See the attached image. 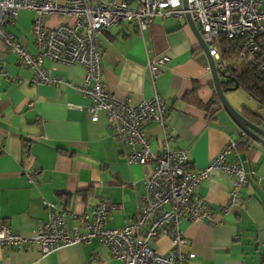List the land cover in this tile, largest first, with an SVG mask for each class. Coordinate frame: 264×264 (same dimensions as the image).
<instances>
[{"label":"crops","instance_id":"obj_1","mask_svg":"<svg viewBox=\"0 0 264 264\" xmlns=\"http://www.w3.org/2000/svg\"><path fill=\"white\" fill-rule=\"evenodd\" d=\"M34 16L33 11L21 10L8 26L32 53L37 51L30 31ZM45 17L48 26L67 20L55 14ZM100 41L107 89L130 105L154 93L164 98L168 108L166 125L173 136L169 145L187 150L193 169L204 168L229 139L238 141L236 155L228 154L227 160L238 157L248 174L247 184L238 193L237 205L223 213L230 177L214 170L201 182L195 194L205 198L215 222L182 219L180 228L187 240L183 250L194 254L189 264H264V146L250 138L249 143L239 140L242 131L220 101L217 111L216 105L210 112L204 108L218 96L212 74L206 69L207 56L189 19L157 17L143 32L133 24L121 23L103 32ZM162 54L169 61L152 80L146 60ZM44 66L75 83L82 80L83 68L79 65L45 59ZM0 68L7 73L0 75V223L7 221L13 231L25 236L35 234L47 220L49 208L44 200L53 205V210L64 206L73 212L100 201L114 204L118 207L109 211L110 228H119L134 218L145 192L144 177L153 165L127 164L122 145L111 138L103 113L97 121H90L86 112L89 100L76 90L64 85L31 84V69L6 52L1 40ZM244 104L237 100L235 108L242 114L243 109L258 111L260 121L249 119L264 128L259 103ZM145 129L151 149L158 151L161 129L152 121L145 124ZM31 173H35L34 181L29 178ZM67 220L69 226L76 223L70 217ZM151 246L166 253L171 242L159 236ZM0 264L121 262L93 239L60 246L45 255L34 247H2Z\"/></svg>","mask_w":264,"mask_h":264},{"label":"built area","instance_id":"obj_2","mask_svg":"<svg viewBox=\"0 0 264 264\" xmlns=\"http://www.w3.org/2000/svg\"><path fill=\"white\" fill-rule=\"evenodd\" d=\"M21 10L33 11L30 31L36 52L22 46L14 33L8 30ZM63 16L67 20L53 26L44 23L47 15ZM190 15L196 25L208 55L218 74L227 62L222 57L219 43L227 38L235 42L239 62L255 68L264 76V4L262 0H0V40L6 52L13 53L19 62L31 69L33 85H64L76 90L89 100L86 112L90 121H97L103 113L111 128V138L119 141L127 164H152V170L143 180L144 195L137 204L135 217L119 228L107 226L109 211L118 206L106 201L79 212L44 200L47 220L35 234L25 236L13 231L7 221L0 223V248L14 250L36 248L42 255L60 246L88 243L97 239L111 256L121 264H189L194 257L185 252L187 240L180 228L183 218L214 223V214L205 198L195 194L201 182L214 170L230 179L228 202L221 211L227 213L237 205L238 193L247 184V172L237 156L228 161L227 155H236L237 140L229 139L222 150L201 169L190 166L187 150L172 149L173 139L167 128V104L158 93L130 105L107 89L103 80V48L100 35L117 24H133L146 31L155 18H179ZM83 68L82 80L53 74L44 66V60ZM169 61L165 54L146 60L151 79L160 75ZM210 71V65H206ZM0 75L7 73L0 68ZM155 122L162 131L158 151H153L145 129L147 122ZM240 141L249 142L241 132ZM34 181L35 173L29 174ZM67 217L76 223L69 226ZM159 236L170 239L171 248L159 253L151 242Z\"/></svg>","mask_w":264,"mask_h":264},{"label":"trees","instance_id":"obj_3","mask_svg":"<svg viewBox=\"0 0 264 264\" xmlns=\"http://www.w3.org/2000/svg\"><path fill=\"white\" fill-rule=\"evenodd\" d=\"M219 47L222 57L227 62L226 68L222 73L234 77L238 82L239 87H241L251 99L259 103V109L264 108V76L260 78L254 67L237 60L236 49L234 48L235 42L233 40L223 37L219 43ZM231 85H233V82L229 80L222 81V87H228ZM214 105L217 106L214 108L215 111H217L218 108H221L219 100L216 97L215 100L204 105V108L210 112V108ZM242 112L247 118H252L256 121L262 119L258 111L243 109Z\"/></svg>","mask_w":264,"mask_h":264},{"label":"water","instance_id":"obj_4","mask_svg":"<svg viewBox=\"0 0 264 264\" xmlns=\"http://www.w3.org/2000/svg\"><path fill=\"white\" fill-rule=\"evenodd\" d=\"M183 5L186 6V0H183ZM186 17L189 19L190 25L193 28L196 36L199 38L200 46L202 51L207 56L208 63L210 65V72L213 77V83H214V89L215 92L219 98V101L221 102L222 108L227 112V114L230 116L232 121L235 123V125L250 138L251 140L261 144L264 146V128L259 126L257 122L245 117L238 109H236L234 106H232L227 98L225 97L226 91H232L239 87L238 82L235 80L234 77H231L228 74H223L217 72V70L214 67V63L212 58L208 55L207 47L202 42L200 33L194 24V22L191 20L190 15L186 14ZM223 79L229 80L233 82V85L229 87H222V81Z\"/></svg>","mask_w":264,"mask_h":264},{"label":"rangeland","instance_id":"obj_5","mask_svg":"<svg viewBox=\"0 0 264 264\" xmlns=\"http://www.w3.org/2000/svg\"><path fill=\"white\" fill-rule=\"evenodd\" d=\"M46 19V17L44 18ZM225 97L227 98V100L229 101V103L235 107V101H239V103H245V101L249 102L250 104L248 105H251V104H255V101L250 99L246 93L244 92V90L241 88V87H238L237 89L235 90H232V91H226L225 92ZM246 105V104H244ZM263 110L264 112V109L262 108L261 111Z\"/></svg>","mask_w":264,"mask_h":264}]
</instances>
